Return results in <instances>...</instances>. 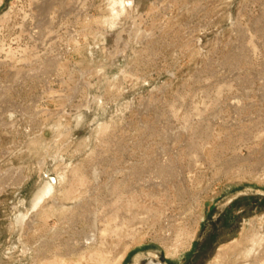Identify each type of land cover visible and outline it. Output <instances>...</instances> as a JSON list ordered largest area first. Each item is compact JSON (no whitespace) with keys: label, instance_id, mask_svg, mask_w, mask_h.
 <instances>
[{"label":"rangeland","instance_id":"rangeland-1","mask_svg":"<svg viewBox=\"0 0 264 264\" xmlns=\"http://www.w3.org/2000/svg\"><path fill=\"white\" fill-rule=\"evenodd\" d=\"M95 225L85 264H264V0H0V264Z\"/></svg>","mask_w":264,"mask_h":264},{"label":"bare ground","instance_id":"bare-ground-1","mask_svg":"<svg viewBox=\"0 0 264 264\" xmlns=\"http://www.w3.org/2000/svg\"><path fill=\"white\" fill-rule=\"evenodd\" d=\"M55 181H57V179L55 178ZM52 190L54 191V185L52 183H48L44 190L42 191V193L39 195L38 197V200L36 202V204H39L41 200H43V198L48 194V193H52ZM96 222H97V219H96ZM96 229H95V232L91 233V234H88L87 237H86V240L84 241V244L87 245V252L83 253V257L80 258L79 260H77L75 262V264H85V262H83V260H86V259H91V260H96V258L99 257V259H101V261L105 262V263H110L111 261V258H107L101 250H99L98 248H96V245L98 243V240H99V234H98V230H99V227L97 225H95ZM97 227H98V230H97ZM101 229V228H100ZM180 234V233H179ZM177 234V237L178 235ZM198 234V233H197ZM102 235H107L106 232L102 233ZM257 244V243H256ZM27 246V245H26ZM256 246V245H255ZM222 256H224L222 254ZM221 257V255H220ZM69 260V259H68ZM65 258H61L59 257L58 260H56V263L55 264H70L69 261ZM139 258H137L135 260V264H137ZM72 261V260H71ZM123 259L121 260V262H117L116 264H123L122 263ZM221 261V260H220ZM74 264V263H73ZM152 264H158L156 263L154 260H152Z\"/></svg>","mask_w":264,"mask_h":264}]
</instances>
